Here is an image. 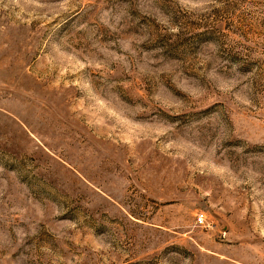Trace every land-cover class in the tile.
Masks as SVG:
<instances>
[{"label": "rangeland", "instance_id": "1", "mask_svg": "<svg viewBox=\"0 0 264 264\" xmlns=\"http://www.w3.org/2000/svg\"><path fill=\"white\" fill-rule=\"evenodd\" d=\"M0 264H264V0H0Z\"/></svg>", "mask_w": 264, "mask_h": 264}, {"label": "built area", "instance_id": "2", "mask_svg": "<svg viewBox=\"0 0 264 264\" xmlns=\"http://www.w3.org/2000/svg\"><path fill=\"white\" fill-rule=\"evenodd\" d=\"M196 223L199 224V225L204 224V217H203V215H198L196 217Z\"/></svg>", "mask_w": 264, "mask_h": 264}]
</instances>
